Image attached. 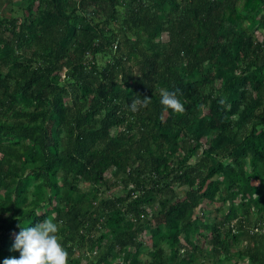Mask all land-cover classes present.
Segmentation results:
<instances>
[{"label": "trees", "instance_id": "trees-1", "mask_svg": "<svg viewBox=\"0 0 264 264\" xmlns=\"http://www.w3.org/2000/svg\"><path fill=\"white\" fill-rule=\"evenodd\" d=\"M44 219L69 264H264L263 0H0V264Z\"/></svg>", "mask_w": 264, "mask_h": 264}, {"label": "clouds", "instance_id": "clouds-1", "mask_svg": "<svg viewBox=\"0 0 264 264\" xmlns=\"http://www.w3.org/2000/svg\"><path fill=\"white\" fill-rule=\"evenodd\" d=\"M160 104L162 110H171L173 114H183L185 107L175 91L160 89ZM151 103L148 97L139 95L127 105L131 113H139ZM220 103L223 105L224 101ZM59 226L54 219H44L35 226L21 227L15 235L13 251L20 253L19 258L11 257L3 260V264H69V254L64 249L58 237Z\"/></svg>", "mask_w": 264, "mask_h": 264}, {"label": "rangeland", "instance_id": "rangeland-1", "mask_svg": "<svg viewBox=\"0 0 264 264\" xmlns=\"http://www.w3.org/2000/svg\"><path fill=\"white\" fill-rule=\"evenodd\" d=\"M6 9H7V11H5L4 13L7 15L8 14L9 7H7ZM256 38H257L258 41L261 40L260 35H259V32L256 33ZM181 192H182V190L180 189L178 193L181 195ZM209 208H211V209L215 208V204L209 205ZM198 215H199V213L196 211L193 216H198ZM210 216L211 215H209L208 217H210ZM147 236H148V234L145 233L142 237L145 238Z\"/></svg>", "mask_w": 264, "mask_h": 264}, {"label": "crops", "instance_id": "crops-1", "mask_svg": "<svg viewBox=\"0 0 264 264\" xmlns=\"http://www.w3.org/2000/svg\"><path fill=\"white\" fill-rule=\"evenodd\" d=\"M264 4V3H263ZM257 32H259V35H260V38L262 39V33H261V31H257ZM256 32V33H257Z\"/></svg>", "mask_w": 264, "mask_h": 264}, {"label": "built area", "instance_id": "built-area-1", "mask_svg": "<svg viewBox=\"0 0 264 264\" xmlns=\"http://www.w3.org/2000/svg\"><path fill=\"white\" fill-rule=\"evenodd\" d=\"M263 3H264V0H263Z\"/></svg>", "mask_w": 264, "mask_h": 264}]
</instances>
